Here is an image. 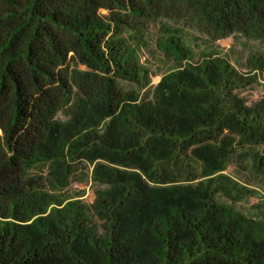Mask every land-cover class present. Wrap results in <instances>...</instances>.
<instances>
[{
  "label": "trees",
  "instance_id": "trees-1",
  "mask_svg": "<svg viewBox=\"0 0 264 264\" xmlns=\"http://www.w3.org/2000/svg\"><path fill=\"white\" fill-rule=\"evenodd\" d=\"M251 43L264 0H0V264H264Z\"/></svg>",
  "mask_w": 264,
  "mask_h": 264
},
{
  "label": "rangeland",
  "instance_id": "rangeland-1",
  "mask_svg": "<svg viewBox=\"0 0 264 264\" xmlns=\"http://www.w3.org/2000/svg\"><path fill=\"white\" fill-rule=\"evenodd\" d=\"M104 14H106V12H104ZM241 43L243 44L244 41L237 40L234 38H228L219 41L216 46L218 55L217 56L214 55V57L215 58L218 57V59L225 57L229 62L233 63L234 66L238 67L241 71H243L241 67L245 63L246 56L243 59L238 56L240 53L239 47H241ZM248 50H251V52L264 53V45L251 43L249 44ZM154 68H156V65H154ZM257 74L261 75L260 79L263 87L258 88L253 93L254 101L260 100L264 97V70L262 72H258ZM161 76L162 74L158 75L153 79V85H157L159 83ZM92 171H93V167L90 169L91 174ZM91 174L88 180H83L80 178L79 180L72 181V184L70 186V190L72 191L73 196L78 197L83 195L82 201L87 206L95 203L97 199L96 193L98 190L101 189V186L96 184ZM225 174L233 176L239 182L244 181V178L242 176L236 174V169L234 167H230ZM262 203H264V194L261 191H258L257 193L252 194L250 195L249 198H247V201L244 202V204L246 205L244 207L250 209L251 212L255 214V212L261 211Z\"/></svg>",
  "mask_w": 264,
  "mask_h": 264
}]
</instances>
